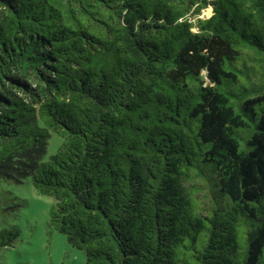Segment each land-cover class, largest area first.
I'll return each mask as SVG.
<instances>
[{"label":"trees","instance_id":"trees-1","mask_svg":"<svg viewBox=\"0 0 264 264\" xmlns=\"http://www.w3.org/2000/svg\"><path fill=\"white\" fill-rule=\"evenodd\" d=\"M27 178L85 264H264V0H0Z\"/></svg>","mask_w":264,"mask_h":264},{"label":"rangeland","instance_id":"rangeland-1","mask_svg":"<svg viewBox=\"0 0 264 264\" xmlns=\"http://www.w3.org/2000/svg\"><path fill=\"white\" fill-rule=\"evenodd\" d=\"M209 12L210 6L192 21L197 23ZM56 138L53 133L45 158L56 150ZM51 203L53 199L37 193L29 178L19 183L0 180V228L12 238L0 247V264H85L83 252L51 226Z\"/></svg>","mask_w":264,"mask_h":264}]
</instances>
